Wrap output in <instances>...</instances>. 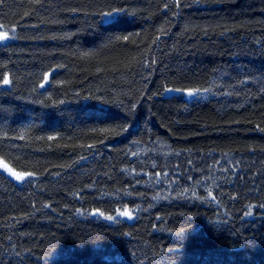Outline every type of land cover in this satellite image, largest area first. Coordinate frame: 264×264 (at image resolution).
Masks as SVG:
<instances>
[{
    "label": "trees",
    "instance_id": "trees-1",
    "mask_svg": "<svg viewBox=\"0 0 264 264\" xmlns=\"http://www.w3.org/2000/svg\"><path fill=\"white\" fill-rule=\"evenodd\" d=\"M3 32L34 175L0 173V264H264V0H0Z\"/></svg>",
    "mask_w": 264,
    "mask_h": 264
},
{
    "label": "snow or ice",
    "instance_id": "snow-or-ice-1",
    "mask_svg": "<svg viewBox=\"0 0 264 264\" xmlns=\"http://www.w3.org/2000/svg\"><path fill=\"white\" fill-rule=\"evenodd\" d=\"M122 10H113L111 12H108V13H105L104 16H108V17H111L113 14L115 13H118V12H121ZM9 34L7 32H3V33H0V41H7L9 39ZM125 39H127V37H125ZM3 83L4 85H8L10 83V80L5 78L3 80ZM185 94L189 95V96H194L196 95L197 93L195 91H187ZM9 172L11 173L12 176L15 177V179L17 181H23L26 177H30L32 175H34V173H19V172H13L11 169H9ZM101 215H103V213H100ZM122 216H125V217H128V218H131L133 213L128 210V209H125L122 213H121ZM107 219L109 220H112L113 217L112 216H108Z\"/></svg>",
    "mask_w": 264,
    "mask_h": 264
},
{
    "label": "water",
    "instance_id": "water-1",
    "mask_svg": "<svg viewBox=\"0 0 264 264\" xmlns=\"http://www.w3.org/2000/svg\"><path fill=\"white\" fill-rule=\"evenodd\" d=\"M0 42H2V41H0ZM57 71H58V68L54 67L45 73L43 80L39 84V91L40 92H44L49 87L50 81H51V76H53ZM4 86L8 87V85H4ZM9 169H11L13 172H19V171L14 170L9 164H7L5 162V160L0 159V173L5 174L6 177H8L11 181H13L15 183L22 182V181H17L15 179V177L11 175V173L9 172Z\"/></svg>",
    "mask_w": 264,
    "mask_h": 264
},
{
    "label": "rangeland",
    "instance_id": "rangeland-1",
    "mask_svg": "<svg viewBox=\"0 0 264 264\" xmlns=\"http://www.w3.org/2000/svg\"><path fill=\"white\" fill-rule=\"evenodd\" d=\"M131 212H132V211H131ZM133 216H134V215H132V217H131L130 219H133ZM127 218H128V217H127Z\"/></svg>",
    "mask_w": 264,
    "mask_h": 264
}]
</instances>
